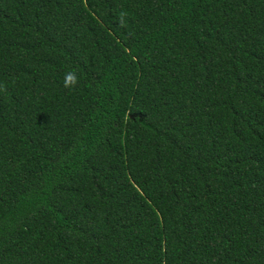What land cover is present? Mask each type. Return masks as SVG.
Returning <instances> with one entry per match:
<instances>
[{"label":"trees","instance_id":"obj_1","mask_svg":"<svg viewBox=\"0 0 264 264\" xmlns=\"http://www.w3.org/2000/svg\"><path fill=\"white\" fill-rule=\"evenodd\" d=\"M0 264H264V0H0Z\"/></svg>","mask_w":264,"mask_h":264},{"label":"clouds","instance_id":"obj_2","mask_svg":"<svg viewBox=\"0 0 264 264\" xmlns=\"http://www.w3.org/2000/svg\"><path fill=\"white\" fill-rule=\"evenodd\" d=\"M78 82V78L74 73H67L64 78L65 87L74 86Z\"/></svg>","mask_w":264,"mask_h":264}]
</instances>
